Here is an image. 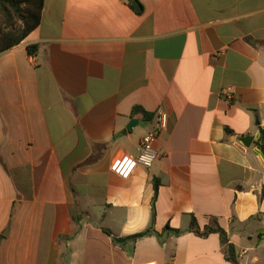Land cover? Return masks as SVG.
Returning a JSON list of instances; mask_svg holds the SVG:
<instances>
[{"label": "crops", "instance_id": "crops-1", "mask_svg": "<svg viewBox=\"0 0 264 264\" xmlns=\"http://www.w3.org/2000/svg\"><path fill=\"white\" fill-rule=\"evenodd\" d=\"M262 130L264 0H45L0 54V264H233L193 218L264 264Z\"/></svg>", "mask_w": 264, "mask_h": 264}, {"label": "trees", "instance_id": "trees-1", "mask_svg": "<svg viewBox=\"0 0 264 264\" xmlns=\"http://www.w3.org/2000/svg\"><path fill=\"white\" fill-rule=\"evenodd\" d=\"M45 0H0V54L20 45L34 30L38 28L42 20ZM36 46L28 48L30 55L35 54ZM142 112L140 108L136 112ZM145 119L150 121L153 115L143 112ZM260 147L264 153V130H262V141ZM96 158H91L88 163L94 162ZM159 184L155 183V190L158 193ZM81 218L75 215L76 222ZM190 231L200 237H206L214 233L221 235L223 242L228 245L230 260L233 264H238L235 258L233 246L228 243L225 231L219 226H207L203 230L199 227L195 218L192 219ZM180 234V231H174ZM144 234L136 237L143 236ZM134 237V238H136ZM61 239H69L64 237Z\"/></svg>", "mask_w": 264, "mask_h": 264}, {"label": "built area", "instance_id": "built-area-1", "mask_svg": "<svg viewBox=\"0 0 264 264\" xmlns=\"http://www.w3.org/2000/svg\"><path fill=\"white\" fill-rule=\"evenodd\" d=\"M221 97L232 102L237 98L236 90L233 87H226L221 90ZM168 128V114L159 110L155 116V124L140 142L139 154L136 157L125 158L120 169V176L129 179L138 167L151 168L159 158L157 143L164 131ZM156 264V263H149Z\"/></svg>", "mask_w": 264, "mask_h": 264}, {"label": "water", "instance_id": "water-1", "mask_svg": "<svg viewBox=\"0 0 264 264\" xmlns=\"http://www.w3.org/2000/svg\"><path fill=\"white\" fill-rule=\"evenodd\" d=\"M138 5V4H137ZM136 4H134V7L138 10V6ZM132 127V126H130ZM260 139V137H259ZM254 138L252 137H245L242 139V142L246 145V146H251L252 142H253Z\"/></svg>", "mask_w": 264, "mask_h": 264}]
</instances>
